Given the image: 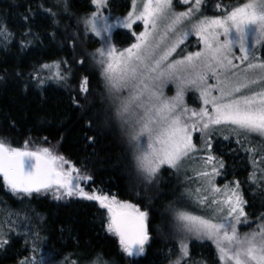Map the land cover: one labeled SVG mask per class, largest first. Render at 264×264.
Segmentation results:
<instances>
[{
  "label": "snow or ice",
  "instance_id": "1",
  "mask_svg": "<svg viewBox=\"0 0 264 264\" xmlns=\"http://www.w3.org/2000/svg\"><path fill=\"white\" fill-rule=\"evenodd\" d=\"M91 4L94 10L85 16H75L70 0H38L35 11L28 4L24 13L16 14L22 32L13 31L10 16L0 13V48L18 44L23 51L40 40L32 24L41 13L57 26L62 14L75 19L77 31L69 32L70 25L65 26L68 46L74 50L81 34L95 37L100 45L88 54L102 87L96 94L100 107L86 125L94 133L86 137L89 144L102 132L124 146L132 194L141 199L159 191L163 173L177 178L167 194L171 200L162 206L169 227L165 235L176 241L169 264H207L192 256L190 245L195 241L214 244L224 264H264V210L255 229L243 234L238 230L249 223L247 209L254 207L256 197L264 198V53L258 55L256 48L264 46V0L216 4L223 11L211 16L202 10L205 0H143L142 5L132 0V10L123 18L105 14L107 0H91ZM182 6L186 9L178 11ZM137 22H142L143 31H131L134 42L117 49L113 31L132 30ZM48 36L55 39L56 33ZM190 37L202 46L199 50H188ZM78 63L83 67L82 59ZM52 66L56 71L51 74L43 71L49 63L29 73L23 81L25 90L43 91L49 82L67 86L72 65L60 60ZM15 75L23 77L19 72ZM189 93L194 107L186 100ZM90 95V78L84 75L74 106L96 108ZM221 141L237 157L243 152L250 161L247 189L235 178L217 183V178L229 175L225 160L214 152V144ZM28 144L13 147L0 138L2 186L19 205L15 213L19 222L0 220V251L11 246L13 237L23 236L30 254L21 253L17 264H100L102 250L56 254L48 247L42 234L46 218L32 201L50 196L57 202H94L105 232L118 238L122 253L129 258L145 254L152 240L150 208L98 189L86 168L49 147L29 150ZM246 191L252 192V200L245 198ZM102 264L114 262L105 257Z\"/></svg>",
  "mask_w": 264,
  "mask_h": 264
},
{
  "label": "trees",
  "instance_id": "2",
  "mask_svg": "<svg viewBox=\"0 0 264 264\" xmlns=\"http://www.w3.org/2000/svg\"><path fill=\"white\" fill-rule=\"evenodd\" d=\"M246 2L248 0H205L202 10L205 15H221L223 9H217L216 4L231 6ZM37 3L38 0H0V13L10 16L14 22L13 31L22 32L23 28L16 14L24 13V6L28 4L35 11ZM111 3L112 0H108L105 12L107 15L110 14ZM14 4L20 7H15ZM70 4L75 16H85L94 10L90 1L85 3L70 0ZM101 11L105 10L101 9ZM43 15V13L38 15L35 23L32 24L33 31L40 34V40L34 41L23 51L18 44L9 46L7 49L0 48V77H3L0 79V138H4L13 147L20 148H23L25 141H28L29 150L49 147L81 169L86 168L87 172L95 178V186L98 189L116 194L121 200L136 203L142 209L150 208L152 236L143 256L129 258L122 253L118 238L105 232L100 211L94 202L80 199L57 202L50 196L39 197L32 201V207L39 210L46 218L42 234L47 238L48 247L56 254L64 251L91 254L92 250H102L101 260L108 257L114 264H162V259L165 257L162 254L163 250L176 243L174 237L169 238L165 235L169 227L162 207L171 198L167 195L172 190L171 179L165 177L159 191L153 190L141 199L132 194L133 177L128 153L124 146L114 136L102 132L96 134V142L93 145L89 144L86 137L93 136L94 133L86 125L91 115L100 107L99 97L96 94L102 91V87L98 70L88 54L100 45L95 37L81 34L73 50L68 46L69 42L64 40V36L66 25H70L69 32L77 31L75 19H68L62 14L58 17L60 23L57 26L51 19H46L45 15L42 18ZM50 32L56 33L55 39L48 36ZM116 38H114L115 43L122 41L119 33ZM189 48L196 49V45ZM260 49L264 53V46H260ZM81 59L84 61L83 67L78 63ZM60 60H66L72 65V74L67 86L49 82L46 90L41 91L35 87L25 90L23 81L29 73L38 69L43 63L51 64ZM49 69L43 71L51 74ZM17 72L22 73L23 77H17L15 75ZM84 75L90 78L93 95L89 96V100L95 101L96 108L89 109L85 105V109H78L73 104L80 80ZM95 127L94 124L93 128ZM120 135L124 136L125 133L121 132ZM44 138H47V142ZM227 159L225 158V162L228 167ZM242 186L245 189L248 188L244 182ZM5 195L9 193L3 188L0 177V198L5 200L4 206L7 205L8 211L19 210L17 201L12 196L6 199ZM245 198L252 200L253 195L246 191ZM262 204H264V198L257 196L254 207L247 209L249 220H257L259 212L264 210L261 208ZM248 225L249 223L241 227V231L246 229L252 231L256 228V224L253 228ZM61 229L64 231L62 232ZM19 244V241L12 242L10 247L15 249ZM206 247L202 245L200 248L190 250L197 253L198 249L202 254H207L211 249ZM0 257H2L0 264L12 262V257L6 253Z\"/></svg>",
  "mask_w": 264,
  "mask_h": 264
},
{
  "label": "rangeland",
  "instance_id": "3",
  "mask_svg": "<svg viewBox=\"0 0 264 264\" xmlns=\"http://www.w3.org/2000/svg\"><path fill=\"white\" fill-rule=\"evenodd\" d=\"M79 1L85 2V3L90 1V4H91V0H79ZM125 1H127V3H124ZM107 2H108V0H107ZM121 2H122V4H121ZM136 2H137V5H142L143 0H136ZM174 2H175V0H174ZM111 5H112L111 6L112 8H111L109 15L113 18H115V17L123 18L124 16H126V14L129 11L132 10V0H112ZM185 9H186V6H182V7L177 8L178 11H182ZM41 17L43 18L44 15ZM131 31H136V32L143 31L142 22H137L133 26L132 30L118 28V29H115L113 31V42H114L115 46L117 47V49L122 50L123 48L128 47L132 42H134V37L131 35ZM117 33L120 34V38L122 40V41H119L118 44L115 43V41H114V38L117 37ZM189 39L192 41L191 46L196 45V49H193V50L197 51V50H199L200 47H202V46H198L196 44L194 37H190ZM260 46L261 45H256V48L258 49V55L262 54V51H261L262 49H260ZM191 48H188V50L193 51V50H191ZM236 55L238 56V55H240V53L237 51ZM237 63H238V61H237ZM50 67H52V68H50L51 70L49 69L50 70L49 72L54 73L56 71L55 67L52 65ZM168 94L172 95L173 93H172V91H169ZM186 100H187L189 106H192V107L196 106L193 104V97H192L191 93L188 94V96L186 97ZM231 147L234 148L235 145L233 144V145H231ZM214 152L217 155H221L224 160H225V158H228L227 160L229 161V166H228L229 175L226 178L223 176L217 178V183L222 184L223 182H225L226 179L231 180V179L235 178V179L240 180L242 183L244 182L246 187H249L248 183L246 182V177H247L248 173L251 171V165H250V161L247 159L245 153L240 152L238 157H237L230 150V146L226 142H223V141L214 144ZM167 173L168 174L165 173V175L163 173L161 184H163L164 178L167 177V179H169V180L171 179L170 182H171V186L173 188L178 183L177 178H176V176L171 175L169 172H167ZM249 194L252 196L251 191H249ZM4 197L6 199H9L11 197V195L10 194L5 195ZM170 200H171V198H170ZM2 202H3V204H2ZM4 205H5V200L0 198V220L7 218V219H10L12 221L19 222L17 216L15 215V213L18 210L17 211L16 210H9L8 211V207H6L7 205L6 206H4ZM5 207H6V209H5ZM22 215H23V213H21V217H22ZM256 223H257V220H255V221L249 220V224L251 225L250 228H253V226H255ZM243 226H246V224L239 226L238 230L240 233H242V232L245 233V232L250 231L247 229L241 231ZM16 241H19V243H20L19 246H17V248L12 249L11 247H8L6 251H0V256L4 255V253H6V254H8L9 257H12V262L11 263H5V264H17L21 253H23L25 255L30 254L29 252L25 251L26 245H25L24 237H22V238L13 237L12 242H16ZM202 245L207 246L206 248L210 247L211 250L207 254H202L198 249H197V253L191 252L192 256L195 259L199 260V259L203 258L204 260H206L207 264H224L223 261L219 260V255L217 253L216 247L210 241H205V242L195 241L190 245V249L191 248H200V247H202ZM174 251H175L174 245L171 247L169 246L163 250L162 254L165 255V257H163V259H162V264H169L170 258L168 259V256L170 255V253H173ZM64 252H66V251H64ZM64 252H62V253H64ZM0 258H2V257H0ZM100 264H102V260L100 261Z\"/></svg>",
  "mask_w": 264,
  "mask_h": 264
},
{
  "label": "clouds",
  "instance_id": "4",
  "mask_svg": "<svg viewBox=\"0 0 264 264\" xmlns=\"http://www.w3.org/2000/svg\"><path fill=\"white\" fill-rule=\"evenodd\" d=\"M257 2H262V0H257Z\"/></svg>",
  "mask_w": 264,
  "mask_h": 264
}]
</instances>
